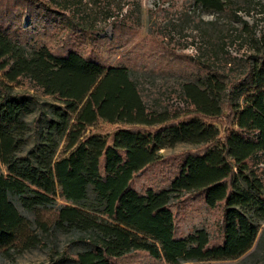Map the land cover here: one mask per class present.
<instances>
[{
	"label": "trees",
	"instance_id": "16d2710c",
	"mask_svg": "<svg viewBox=\"0 0 264 264\" xmlns=\"http://www.w3.org/2000/svg\"><path fill=\"white\" fill-rule=\"evenodd\" d=\"M15 1L29 15L47 11L44 0ZM193 1L219 12L229 2ZM24 80L63 106L39 130L36 148L21 158L30 132L24 114L31 109L27 100L3 94ZM248 85L244 106L230 108L238 131L222 138L213 124L176 122L180 112L152 107L125 66L106 65L75 51L54 54L45 46L28 53L0 31V252L40 242L30 232L23 235L30 223L12 201L19 198L29 211L55 210L52 227L89 246L74 254L64 250L63 258L75 264H116L135 252L167 264L264 254V232L259 236L264 223V62L253 69ZM225 91L226 84L213 77L205 87L192 81L180 85L187 107L207 118L222 115ZM100 120L165 129L155 134L121 129L107 138L88 135ZM63 142L66 155L57 157ZM179 143L203 148L183 158L168 188L138 192L135 176L160 159V149ZM59 191L66 205H57ZM194 193L210 209L224 207L219 242L213 243L206 229L178 233L172 206Z\"/></svg>",
	"mask_w": 264,
	"mask_h": 264
},
{
	"label": "rangeland",
	"instance_id": "374dc122",
	"mask_svg": "<svg viewBox=\"0 0 264 264\" xmlns=\"http://www.w3.org/2000/svg\"><path fill=\"white\" fill-rule=\"evenodd\" d=\"M47 11L26 14L21 2L0 0V31L7 33L28 53L43 46L54 54L75 51L85 58L97 57L106 65L125 66L138 82L144 99L152 107L180 112L176 122L199 119L215 125L224 138L238 131L233 125L231 106H244L252 71L264 62V0H229L219 12L195 5L193 0H44ZM44 7V6H43ZM226 84L222 94L223 113L207 118L192 112L180 95L183 82L207 86L209 78ZM4 97L27 100L31 112L24 114L30 126L26 145L19 154L25 158L39 143V130L63 105L45 95L30 81L13 85ZM189 113V114H186ZM36 121L39 122L36 126ZM135 128L155 134L165 125L146 127L121 123L109 124L100 120L87 134L107 138L121 129ZM61 143L57 157L64 153ZM203 147L179 143L160 149V159L144 168L133 179L140 193L159 191L170 186L183 158ZM3 170V167H1ZM18 211L29 221L28 232L39 237V243L28 242L0 252V264H75L63 258L64 250L77 253L89 248L73 236L52 227L55 210L25 209L19 198L12 199ZM57 205H66L57 195ZM172 211L180 235L206 229L212 242H219L223 228L224 207L210 209L201 194H187L175 202ZM48 224L43 228L41 225ZM264 232L261 224L259 236ZM255 250V246L252 251ZM245 256L232 261L186 262L182 264H264V254ZM116 264H167L143 252H135Z\"/></svg>",
	"mask_w": 264,
	"mask_h": 264
}]
</instances>
